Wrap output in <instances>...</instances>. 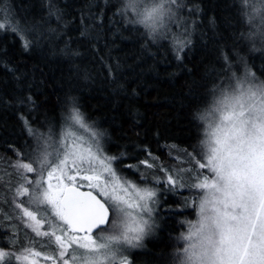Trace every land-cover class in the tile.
Instances as JSON below:
<instances>
[{
  "label": "trees",
  "instance_id": "16d2710c",
  "mask_svg": "<svg viewBox=\"0 0 264 264\" xmlns=\"http://www.w3.org/2000/svg\"><path fill=\"white\" fill-rule=\"evenodd\" d=\"M129 2L0 0V220L8 214L20 227L29 219L22 211L28 197L17 189L31 191L23 177L34 182L37 175L13 164L32 162L45 147L53 151L75 107L116 168L140 184L134 167L145 160L185 169L180 189L160 176L158 225L130 258V264H180L207 193L196 185L212 175L199 169L208 130L200 116L247 73L254 74L249 82L264 83V40L249 38L261 25L258 18L248 22L251 6L242 0H178L176 16L155 35L130 22L137 17L124 11ZM10 24L25 31L13 32ZM111 222L94 236L114 234ZM36 226L51 231L48 219ZM37 230L25 232L29 244H40ZM10 239L11 229L0 227V250L21 253L25 242L11 246Z\"/></svg>",
  "mask_w": 264,
  "mask_h": 264
},
{
  "label": "snow or ice",
  "instance_id": "6c2138e0",
  "mask_svg": "<svg viewBox=\"0 0 264 264\" xmlns=\"http://www.w3.org/2000/svg\"><path fill=\"white\" fill-rule=\"evenodd\" d=\"M242 2L251 6L248 22L258 18L261 25L249 38L258 35L264 40V0ZM180 7L178 0H130L124 11H135L137 18L130 22L143 25L155 35ZM4 27L5 23L0 22V29ZM9 30L21 34L25 31L18 24H10ZM29 43L24 41L25 48ZM182 49L183 45L179 50ZM224 59L228 60L227 55ZM247 77L254 74L249 72ZM247 77L245 81L237 80L235 86L221 89L210 110L200 116L208 122L205 141L208 153L205 163L199 166L207 167L213 179L209 182L205 177L196 185L206 189L207 194L199 205V226L184 237L189 243L182 250L180 264H264V83L249 82ZM69 120L73 124L68 128L74 124L86 127L75 107ZM28 131L31 133L32 129ZM95 135L93 132V138ZM68 137L72 138L71 143ZM17 167L37 175L34 182L23 177L31 191L22 184L17 194L28 197L22 203L35 205L41 219L28 207L22 208L23 215L36 225L48 219L51 231L34 230L38 235L54 238L60 258L71 248L73 264H128L127 258L119 255L121 244L138 246L146 229L152 228L149 220L157 203L155 189H141L130 181H121L111 164L92 153L91 148L79 151L77 138L67 130L66 138L57 142L53 151L45 147L32 162L19 163ZM81 173H92L83 175L82 179L90 182L88 187L96 195L76 187V178ZM168 180L174 183L171 177ZM109 209L113 214L114 234L99 236L98 242L91 233L109 223ZM145 215L148 219L143 218ZM136 216L140 218L137 220ZM52 218L61 223H53ZM9 256L10 253L0 250V264ZM62 264H69V260L62 259Z\"/></svg>",
  "mask_w": 264,
  "mask_h": 264
},
{
  "label": "rangeland",
  "instance_id": "374dc122",
  "mask_svg": "<svg viewBox=\"0 0 264 264\" xmlns=\"http://www.w3.org/2000/svg\"><path fill=\"white\" fill-rule=\"evenodd\" d=\"M175 16H176V14H175ZM167 20L168 19H166V21H165V25L168 23ZM69 124H73V122H71L69 120L67 126L64 127L63 131L61 132V134L58 137L59 141L66 138V130H67V131L72 133L73 137L77 138V149L79 151H86L88 148H91L92 153L97 154L101 159H104L105 163L111 164L112 169L116 172V175L121 179V181H125V180L130 181L132 184L138 186L141 189H143V188L155 189L156 196L154 197V199L157 201V203L154 207V211L152 213V218L149 220V224L152 225V228H151V230L146 229V234L144 235V237L141 241H143L147 238H150L154 233L156 225H158L157 214L159 211L161 192L157 189V185H158V183H160L162 181V180L160 181V176H162L163 180H165L166 182H167L168 178L171 177L172 181H174V183H175V186L178 187V189H180L183 186H182V182L180 180H178V174L184 175L185 169H183L182 172H178V170H180V169H178V170L174 169L175 171H173L171 169H167V168H163L162 166H159V164L156 163V161H154V160H152V161L145 160L142 162L141 167H139V166L134 167V170L139 173V178L142 179V181L144 180V182L142 184H140L141 181L140 182L135 181V179L125 175L124 173L120 172L118 168H116V166L113 163V159H111L107 156L106 152H104V148L102 147L101 142L98 140L96 135L93 138V136H92L93 132L88 127H81L79 124H74L72 128H68ZM68 142L69 143L72 142L71 137H68ZM207 153H208V145L206 144V147L202 152L204 162H205V157H206ZM200 162L201 161L199 160V165H200ZM13 165L16 169H18V167H17L18 164L17 165L13 164ZM199 169H201L200 166H199ZM19 170H22V169L19 168ZM207 170L209 171L208 168H207ZM175 172L177 174H175ZM91 174L92 173H81L80 176H77L76 186L80 187L82 189L92 190L96 193L95 190L90 189L88 187V184L90 182L82 179L83 175H91ZM105 176L107 177V173H105ZM205 176L208 178L209 182L212 181L213 174L211 175V177H209L207 175H205ZM52 183L54 185L56 184L55 176L52 179ZM64 183H68V181L65 180ZM130 191H131V189H130ZM149 206L152 207L151 201H149ZM24 207H28V205H24ZM36 215H37V218L39 219V216L41 215V213L36 212ZM134 215H135V213H134ZM139 218H140L139 216H136L137 220ZM143 218L148 219V217L146 215ZM11 220H12V217L8 216V214H6V216H4L2 220H0V225L2 224V226H0V227H2L4 229H7V228L11 229L12 239L9 240L10 245L11 246L12 245L18 246V243L20 244V240H23L25 243H23L21 245L22 247H20L21 253L14 254L12 252H9L11 254V256L5 258L4 261L2 262V264H33V262H34V264H58V258H60L59 257L60 251H58V250H60V249L53 242V239H51L50 236L38 235L40 237L39 238L40 244H35V242H32V244H29L28 240H26V237L24 235L25 232L30 231L29 233H33L35 231L34 229L38 228V226H36L34 221H32L31 219H28L25 224L19 222V223H21V226L19 227L18 225L11 224V222H12ZM24 228L25 229L27 228V231H25ZM57 234L59 235L60 232L58 231ZM80 236H83V235H80ZM92 237L97 239L94 235ZM97 240L99 242V239H97ZM32 245H35L37 248H35L34 246L32 247ZM120 247H121V251H120L119 255L126 257L128 264H130L131 254L134 253V251L139 249V245L136 247H132V246H127V245L121 244ZM28 249H31L32 252L27 253L26 251H28ZM36 253H39V255H36ZM71 253H72V249L70 248L68 250V253H66L63 258H60L61 262H62V259L63 260H69V264H73V262L70 260ZM24 257H27V260H24L23 259Z\"/></svg>",
  "mask_w": 264,
  "mask_h": 264
},
{
  "label": "water",
  "instance_id": "95a60500",
  "mask_svg": "<svg viewBox=\"0 0 264 264\" xmlns=\"http://www.w3.org/2000/svg\"><path fill=\"white\" fill-rule=\"evenodd\" d=\"M76 187H77V186H76ZM77 188H78L79 191H81V192H89V191H92V190H88V189H82V188H80V187H77ZM92 194H93V195H96V193H95L94 191H92ZM108 219H109V223H108V224L101 225L100 228L93 229L91 235H94V234H96L97 232H99L100 230L105 229V228H107V227L109 226V224H110V222H111V219H112V211H111V209H109V217H108ZM79 235H84V233H79Z\"/></svg>",
  "mask_w": 264,
  "mask_h": 264
}]
</instances>
